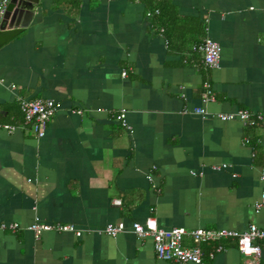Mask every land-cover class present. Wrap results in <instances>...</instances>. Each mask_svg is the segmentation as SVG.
<instances>
[{
    "label": "crops",
    "instance_id": "crops-1",
    "mask_svg": "<svg viewBox=\"0 0 264 264\" xmlns=\"http://www.w3.org/2000/svg\"><path fill=\"white\" fill-rule=\"evenodd\" d=\"M171 3L170 44L141 0H39L28 27L0 47V111L19 98L58 105L43 138L0 128V225L21 227L0 229V264H190L160 260L152 238L132 233L36 239L27 229L36 219L98 229L153 216L164 229H264V208H255L264 123L193 113L264 114V0ZM206 36L220 45L208 104L193 50ZM122 110L130 129L112 115ZM226 245L204 264L252 261Z\"/></svg>",
    "mask_w": 264,
    "mask_h": 264
},
{
    "label": "built area",
    "instance_id": "built-area-1",
    "mask_svg": "<svg viewBox=\"0 0 264 264\" xmlns=\"http://www.w3.org/2000/svg\"><path fill=\"white\" fill-rule=\"evenodd\" d=\"M10 0H0V21L3 18L4 12ZM158 14V10L154 12L148 11L147 18H152ZM163 32V28L160 29ZM193 50L199 51L202 54V66L206 76L202 83V100L208 104L215 100L212 83L209 79L208 72L220 66V45L208 36L204 37L198 44L193 46ZM127 71L122 72V76H126ZM14 87V86H12ZM20 110L23 114L21 124H0V128L12 133L17 128H26L30 130L37 138H43L48 130L51 120L58 112V105L52 99H33L26 100L18 99ZM81 113V111H73ZM193 113L201 115L204 118H215L221 121L239 120L243 125L254 127L264 123V114L252 112L247 109H238L229 113H212L206 108H196ZM121 124L123 128L130 129L125 118V112L122 110L117 114H112ZM248 142V140H246ZM226 165L213 166L214 169L226 168ZM193 174H196L193 172ZM264 178V174L262 175ZM148 180L152 181L153 177L148 175ZM154 188L156 186L154 185ZM115 205L122 204L120 199L113 201ZM255 208H264V191L260 198L255 203ZM1 230H20L16 223L1 224ZM34 234L36 239H40L45 232H69L76 237H81L84 234H99L110 237H116L122 233H132L139 238L150 237L153 240L154 251L160 260L174 261L177 263L204 264L205 259H213L216 254H219L227 249L226 243L229 241L235 242L237 250L242 255L252 258L249 264H258L257 260L264 249V229L258 228L252 224L243 232L229 229H206L195 228L186 229L184 227H173L164 229L158 226L157 220L153 216H149L143 222L134 221L129 225L123 221L110 223L98 229L78 228L73 224L64 223H46L35 220L28 228ZM217 242L218 244L209 251L203 250V244Z\"/></svg>",
    "mask_w": 264,
    "mask_h": 264
},
{
    "label": "trees",
    "instance_id": "trees-1",
    "mask_svg": "<svg viewBox=\"0 0 264 264\" xmlns=\"http://www.w3.org/2000/svg\"><path fill=\"white\" fill-rule=\"evenodd\" d=\"M56 5L69 3L71 6L76 7L80 0H52ZM145 3L147 7V12H154L158 10V14H153L154 16L150 18L152 20V26L158 29L163 28V35L168 44H170V37L168 35V29L175 18V8L171 3V0H141ZM205 33V28L203 29ZM196 42L194 45L198 44ZM193 45V46H194ZM23 121V114L20 110L18 101L13 103H8L2 106L0 111V124H17ZM218 243L211 242L209 244H203V250L205 252L213 249Z\"/></svg>",
    "mask_w": 264,
    "mask_h": 264
},
{
    "label": "water",
    "instance_id": "water-1",
    "mask_svg": "<svg viewBox=\"0 0 264 264\" xmlns=\"http://www.w3.org/2000/svg\"><path fill=\"white\" fill-rule=\"evenodd\" d=\"M39 0H10L0 21V47L30 24Z\"/></svg>",
    "mask_w": 264,
    "mask_h": 264
}]
</instances>
